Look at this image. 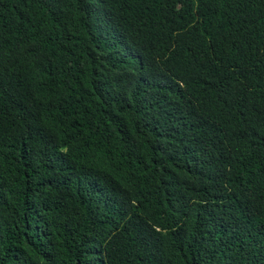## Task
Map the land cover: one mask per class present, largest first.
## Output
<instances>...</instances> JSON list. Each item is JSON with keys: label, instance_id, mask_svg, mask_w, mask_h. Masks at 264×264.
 Listing matches in <instances>:
<instances>
[{"label": "trees", "instance_id": "obj_1", "mask_svg": "<svg viewBox=\"0 0 264 264\" xmlns=\"http://www.w3.org/2000/svg\"><path fill=\"white\" fill-rule=\"evenodd\" d=\"M0 264H264V0H0Z\"/></svg>", "mask_w": 264, "mask_h": 264}]
</instances>
